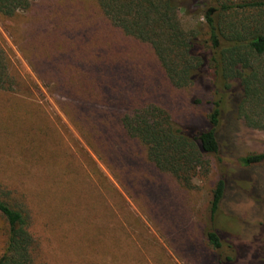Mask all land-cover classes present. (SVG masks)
Wrapping results in <instances>:
<instances>
[{"label":"trees","instance_id":"trees-1","mask_svg":"<svg viewBox=\"0 0 264 264\" xmlns=\"http://www.w3.org/2000/svg\"><path fill=\"white\" fill-rule=\"evenodd\" d=\"M95 1V11H82L79 0H0V18L18 22L16 29L23 39L25 33L32 54L26 58L38 78L64 98L61 107L135 197L137 189L143 191L138 198L144 199L145 187L154 191L158 186L153 171L187 191L195 188V180L211 172V156L222 153L227 122L264 131V0ZM191 5L201 8L204 21L185 26L181 11ZM145 64H155L175 90L187 89L208 74V126H179L167 108L150 98L144 75L127 77L130 70L144 74ZM13 80L10 57L0 46V91L11 90ZM25 151L52 174L36 195L0 183V264H51L48 247L56 240L51 232L76 245L79 240L71 235L75 228L81 239L89 235L86 243L97 249L105 242V223L113 215L106 211L96 225L101 204L99 200L92 208L88 202L96 192L80 179L84 172L65 163L59 169L53 157ZM240 161L244 167L263 164L264 152ZM228 187L225 175L215 183L210 202L214 219ZM155 191L168 193L161 186ZM48 214L41 231L38 220ZM71 222L70 231L59 228ZM201 237L211 261L231 260L229 255L223 258L226 246L215 227L202 230Z\"/></svg>","mask_w":264,"mask_h":264},{"label":"rangeland","instance_id":"rangeland-1","mask_svg":"<svg viewBox=\"0 0 264 264\" xmlns=\"http://www.w3.org/2000/svg\"><path fill=\"white\" fill-rule=\"evenodd\" d=\"M79 3L82 11L97 8L95 0H79ZM181 16L185 26L204 21L197 5L182 9ZM16 28L18 22L0 18V46L10 57L14 79L11 90L0 91V183L34 195L43 191L52 172L28 157L25 148L35 149L58 160L59 169L65 163L91 176L88 180L83 173L80 179L90 183L96 192L88 199L92 208L100 200L96 225L102 223L106 211L107 215H113V219L105 223L108 226L104 228L105 242L97 249L86 243L89 235H84V239L78 236L77 228L70 233L79 240L75 245L69 238L58 239L62 233L60 236L57 231L59 235H56L51 232L53 226L49 227L51 238L56 239L48 247L51 264L88 261L97 264H215L201 237L202 230L214 227L226 246L223 258L232 257L226 259L225 264H264V163L244 167L240 161L244 155L264 152V131L248 128L240 121L227 122L221 136L222 153L218 157L211 156L212 170L209 175L195 180V188L187 191L169 176L153 171L159 180L155 189L165 187L168 193L158 194L155 189L145 187L144 199L138 198L139 193H143L139 189L135 190V197L90 147L79 126L61 107L60 101L64 98L38 78L26 58L32 54L28 52L25 33L24 40L22 32ZM142 73L130 70L127 77L138 79L144 75V89L149 88L150 98L167 108L179 126L196 129L208 126L207 114L211 109L208 93L212 87L208 74L187 89L175 90L168 86L155 64H145ZM123 81L128 82V79ZM223 175L229 181L228 192L214 219L210 202L215 183ZM53 203L49 204L52 208ZM87 212L85 209L84 213ZM48 217L49 214L39 218V230L46 229L43 222ZM74 224H61L59 228L66 233ZM3 242L0 230V247Z\"/></svg>","mask_w":264,"mask_h":264}]
</instances>
